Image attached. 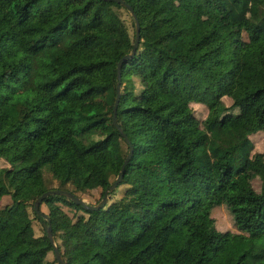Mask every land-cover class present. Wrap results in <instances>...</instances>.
Listing matches in <instances>:
<instances>
[{"label": "trees", "instance_id": "obj_1", "mask_svg": "<svg viewBox=\"0 0 264 264\" xmlns=\"http://www.w3.org/2000/svg\"><path fill=\"white\" fill-rule=\"evenodd\" d=\"M124 1L140 39L120 66L119 130L116 63L135 37L127 8L0 0V159L8 164L0 199L10 196L0 206V264H59L32 218L50 224L66 264H264V239L250 236L264 233V151L253 152L251 131L236 125L245 107L254 130H264V41L254 75L243 73V33L264 37V0ZM179 89L207 106L200 121L187 102L163 94ZM194 121L201 127L190 139L182 124ZM129 143L119 198L88 209L50 194L47 212L34 210L48 188H101L102 196ZM62 203L84 213L72 216ZM213 206L237 231L216 227Z\"/></svg>", "mask_w": 264, "mask_h": 264}, {"label": "rangeland", "instance_id": "obj_2", "mask_svg": "<svg viewBox=\"0 0 264 264\" xmlns=\"http://www.w3.org/2000/svg\"><path fill=\"white\" fill-rule=\"evenodd\" d=\"M122 17L126 21L128 25V29L130 32H132V25H131V15L127 10L122 11ZM243 37L245 39V45H244V76L250 77L253 76L255 73V64L254 59L256 54L258 53V46L261 42L264 41V37H259L257 40L252 41L249 40L245 33H243ZM139 84L137 83L136 90H138ZM163 94L171 98L177 102H187L195 111V115L197 116L198 120L200 121L203 117H205L207 113V106L200 101H196L190 97H188L186 91L184 89L179 90H165ZM223 101L225 104L229 105L231 104V98L228 96L223 97ZM96 107L97 108H104V105L101 103L100 100L96 101ZM197 121L194 122H188L182 124L183 129L186 132V135L188 138L192 139L196 135V131L201 127V123ZM237 127L243 131L248 132L251 131L249 134L250 139L253 142V152L254 151H264V130H254L255 127V121L253 114L245 107H242L241 114L237 119ZM0 165H8L3 159H0ZM126 188V184H120L118 185L113 192L109 193L107 204L114 201L115 199L119 198L123 191ZM81 197L85 199L88 203H96L101 198V188H94L88 192H79L78 193ZM10 201L9 195H3L0 199V206H3L7 202ZM62 208L70 215H77L80 213H84L82 210H76L74 207L69 206L67 204L62 203ZM41 209L44 212H47V208L45 205L41 206ZM29 211L31 212L30 208ZM87 215V213H85ZM32 216V214H31ZM210 216L214 219V223L217 228L220 230L230 229L232 231H237L236 228L233 226L232 221L227 213V211L224 209L223 206H213L210 210ZM32 226L34 228V233L36 235L41 234L43 231V224L40 220L32 218ZM249 236V235H248ZM250 236L254 238H263L264 239V233L262 234H250ZM47 258L52 259L53 253L49 252L47 254Z\"/></svg>", "mask_w": 264, "mask_h": 264}, {"label": "water", "instance_id": "obj_3", "mask_svg": "<svg viewBox=\"0 0 264 264\" xmlns=\"http://www.w3.org/2000/svg\"><path fill=\"white\" fill-rule=\"evenodd\" d=\"M117 1L121 4H123V6H125L127 8V10L129 11L130 15L133 17L134 19V28H135V37H134V42L133 45L130 49L129 52L125 53L122 57L119 58V60L116 63V83H115V88H116V94H115V98H114V102H113V106H112V110H113V114H112V121L113 123L117 126V128L120 130V126L119 123L117 121V117H116V110H117V105H118V101H119V97L121 94V84H120V66L121 64L126 60V59H130L132 58L137 50L138 44H139V39H140V26H139V22L138 19L136 17V14L132 8V6L125 2L124 0H114ZM122 135L124 136V138L128 140L127 136L125 135L124 132H122ZM132 152V145L129 143V151L128 154L125 157V160L123 161V163L121 164L120 170L118 171L116 177L114 178V180L108 185V187H106L103 191V194L101 196V198L98 200V202L96 203H88L85 201V199L83 197H81L78 194L73 193L72 191L68 190V189H64V188H59V187H53V188H48L46 190H44L40 195H38L34 201H33V208L36 212H42L41 210V204H42V200L50 194H62L67 196L69 199H71L73 202L81 204L84 208H88V209H98L100 207H103L107 201H108V197H109V193L114 190L121 182V179L123 177L124 174V166L126 164V162L128 161L130 155ZM44 218L48 220V215L44 214ZM47 236L51 242V244L53 245V254L54 257L56 258L57 262L59 264H66L60 249L57 246V243L55 241V238L52 234L51 231V226L49 223H47L44 219L41 220Z\"/></svg>", "mask_w": 264, "mask_h": 264}]
</instances>
